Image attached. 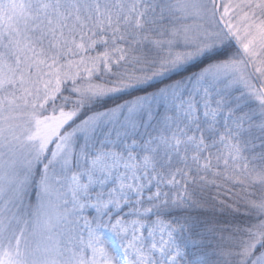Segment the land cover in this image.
I'll list each match as a JSON object with an SVG mask.
<instances>
[{
	"label": "snow or ice",
	"instance_id": "1",
	"mask_svg": "<svg viewBox=\"0 0 264 264\" xmlns=\"http://www.w3.org/2000/svg\"><path fill=\"white\" fill-rule=\"evenodd\" d=\"M0 264H264V0H0Z\"/></svg>",
	"mask_w": 264,
	"mask_h": 264
}]
</instances>
